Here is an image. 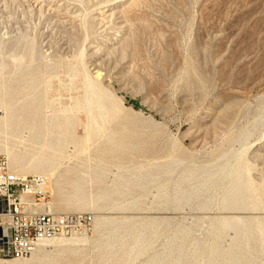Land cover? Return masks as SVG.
Wrapping results in <instances>:
<instances>
[{
    "label": "rangeland",
    "instance_id": "1",
    "mask_svg": "<svg viewBox=\"0 0 264 264\" xmlns=\"http://www.w3.org/2000/svg\"><path fill=\"white\" fill-rule=\"evenodd\" d=\"M0 62L16 71L11 81L32 85L45 115L70 122L51 177L60 193L47 172L14 168L0 153L18 176L44 178L38 212L50 204L54 214L92 219L63 236L87 243L47 248L40 264H147L178 225L190 232L186 251L200 249L181 263L153 264H203L214 216L264 223V0H0ZM95 70L112 94L110 111L97 110L86 88ZM36 134L21 124L8 143L29 162ZM223 168L208 207L206 196L181 199L204 172ZM238 168L246 206L223 209L221 191ZM100 195L110 197L96 202ZM109 217L114 226L104 224ZM256 249L254 264H264V234Z\"/></svg>",
    "mask_w": 264,
    "mask_h": 264
},
{
    "label": "bare ground",
    "instance_id": "2",
    "mask_svg": "<svg viewBox=\"0 0 264 264\" xmlns=\"http://www.w3.org/2000/svg\"><path fill=\"white\" fill-rule=\"evenodd\" d=\"M105 12L106 10H102L100 14L104 15ZM15 69H18V67H15ZM15 72L9 71L7 65L0 62V110H3V115H0V149L5 151L9 156L10 163L14 168H21L23 170L26 168H32L38 173L47 172L49 175L48 179L51 181L54 169L57 166V160L63 151L62 149L66 146L70 122L68 120L61 121L58 114H52L49 117L47 114L45 115L43 112L44 107L41 104L40 99L37 96H34L35 90L32 89V85L24 82L20 83L16 80L11 81ZM93 75L97 82L93 83L92 80L88 78L86 81V88L88 91H91L93 95V103H97V110L103 111L107 109L110 111L112 108V106H110V97H112V94L103 88L98 81L101 78V72L95 70ZM263 117L264 113L261 120H263ZM21 124L24 126L32 125V130H38V134H36L33 144L36 150L33 153L34 156L29 162H27L26 156L17 153L15 146H10L8 143V131L17 130ZM97 133L100 134V132ZM250 134L251 130L247 128V130L240 134V140H244ZM261 152L262 148L259 147L253 154L257 155ZM237 167L238 166H236V168ZM224 170L225 169L223 168L221 170L219 169L218 172H213L212 170L204 172L198 186L185 190L181 199L190 202L192 200L197 201L202 196H206L205 201L201 203L203 207H206L212 196L209 193L217 190V188H214V182H216L217 178L224 173ZM51 183L58 195L63 183L61 184L59 181H51ZM71 185L74 188V191L78 192V184L72 183ZM224 186L226 187V185ZM221 188L222 186H220L218 190ZM223 190L220 195V206L223 209H231L234 211L235 209H241L246 206L245 203L248 198V193L245 188L244 172L240 168L233 170L228 187ZM122 192V189L115 190V194L121 195ZM109 197L110 196L108 195H100L96 197V202L107 201ZM47 210L49 213H52L50 204L47 206ZM233 213L228 215H218L217 217L214 216V228L213 230L211 229L212 240L210 244L206 246L207 257L205 254L204 258L206 257V259L203 264H254L255 259L262 253L260 250L254 249L258 246V238L264 234V227L260 226H264V223L262 224L260 221H255V217L252 216L236 215ZM114 218L109 217L105 219L104 224H106V226H114L116 223ZM104 224L96 222V229L102 228ZM127 225L129 224H123V226ZM144 225L147 224H142L141 227H144ZM126 230L128 231V229ZM173 230V236L168 241L167 250H164L159 255V259H156L158 257H155L147 264H153L157 260L161 262L165 259L168 261L175 259L177 262L181 263L183 260L191 258L196 251L200 249L199 245L195 243L193 251L188 253L185 249V241H187L186 238L190 233L189 230L183 225H178V227L176 226V229ZM228 231H232L233 235L230 241L225 243L224 238ZM109 239L110 237H107L105 241L106 244H108ZM88 241L87 237L77 236H62L59 238L43 240L35 247L29 260L0 259V264H40L41 257L45 254L47 248L51 247L63 250L73 248L80 243H87Z\"/></svg>",
    "mask_w": 264,
    "mask_h": 264
},
{
    "label": "built area",
    "instance_id": "3",
    "mask_svg": "<svg viewBox=\"0 0 264 264\" xmlns=\"http://www.w3.org/2000/svg\"><path fill=\"white\" fill-rule=\"evenodd\" d=\"M45 194L41 176H18L0 153V259H24L43 240L68 235L91 224L90 217L37 211Z\"/></svg>",
    "mask_w": 264,
    "mask_h": 264
},
{
    "label": "trees",
    "instance_id": "4",
    "mask_svg": "<svg viewBox=\"0 0 264 264\" xmlns=\"http://www.w3.org/2000/svg\"><path fill=\"white\" fill-rule=\"evenodd\" d=\"M130 104L133 105L135 108H139L136 102H131Z\"/></svg>",
    "mask_w": 264,
    "mask_h": 264
}]
</instances>
